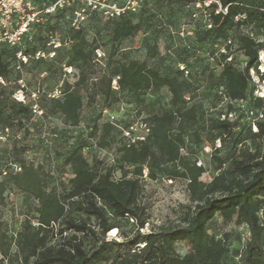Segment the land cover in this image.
I'll use <instances>...</instances> for the list:
<instances>
[{"label": "trees", "instance_id": "16d2710c", "mask_svg": "<svg viewBox=\"0 0 264 264\" xmlns=\"http://www.w3.org/2000/svg\"><path fill=\"white\" fill-rule=\"evenodd\" d=\"M71 1L79 0H67V3ZM186 1L195 5L197 0ZM221 1L224 7L228 6V13L216 15L212 11V28L206 27L201 39L221 41L226 48L227 54L220 53L222 70L218 81L212 85L217 101L214 108L225 106L213 113L206 110L202 102L195 101L194 95H189L191 85L180 76L184 71L190 74L186 66L178 74L170 75L146 62L133 60L99 77V92L109 100L123 92L143 95L146 88L166 87L172 94L170 108L148 119H142L136 111L134 119L125 124L118 117L111 121L113 114L104 108L103 114L109 113L107 133L116 129L122 143L120 165L107 169L90 165L82 153L88 145L83 143L66 159L74 178L72 190L64 195L43 186L38 168L23 164L20 173L13 178L20 190L37 198L38 225H33L27 215L17 234L16 253L12 252L11 245L0 242V264H12L13 256L22 264H264V122H259V131L254 132L245 120L246 110L264 106L263 100L255 98L249 76L250 68L258 64L264 43H256L245 32H239L236 40L230 36L231 31L243 24L253 25L258 34L264 35V2ZM113 8L115 11L109 17L115 22L113 41L134 36L140 25L130 18L133 11L124 4L114 3ZM239 15L247 19L236 22L235 17ZM230 40L232 43L228 44ZM234 43L239 45L246 59L242 69L237 68L233 56ZM5 48L12 49L11 55L6 54ZM97 49L86 52L85 40L74 44V53L66 66L72 68L79 62L89 64ZM19 52H22L20 47L0 44V78H9L11 63ZM230 56H233L231 62L228 61ZM82 65H78L82 70L81 82L85 80ZM67 69L49 96L52 112L77 126L81 121L83 100L68 83L64 85L68 79ZM114 80L117 86L113 85ZM220 91L228 98L227 103H223ZM140 102L144 104L145 99ZM241 103L247 106L242 108ZM0 107H6V103L0 101ZM229 112L236 113V120H221L222 115ZM140 122L150 131L144 141L132 142L136 133L131 128ZM126 132L132 137L126 136ZM202 133L207 136L205 139ZM194 137L205 143L204 149L211 148L209 156L215 168L210 183L200 181L206 169L198 166L199 159L191 163L181 157L182 150L193 144ZM105 140L100 143L102 148L109 145ZM217 140L221 142L220 148L216 146ZM224 151H228L225 156ZM169 164L178 167L170 180L181 177L188 181L194 205L188 207L181 224L142 232L148 223L145 208L140 203L144 177L155 180L164 176ZM118 170L122 173L116 179L114 174ZM4 191L5 183L0 181V196ZM216 215L225 222L236 219L238 225L247 226L250 238L243 249L233 253L226 238H216L209 233V224ZM122 220L133 221L137 227L135 233L125 235L122 240L109 239L107 234L111 230L120 231L118 222ZM178 242L190 246L186 255L178 253Z\"/></svg>", "mask_w": 264, "mask_h": 264}, {"label": "rangeland", "instance_id": "374dc122", "mask_svg": "<svg viewBox=\"0 0 264 264\" xmlns=\"http://www.w3.org/2000/svg\"><path fill=\"white\" fill-rule=\"evenodd\" d=\"M54 1L29 0L31 9L24 14H14L4 23L0 17V30L5 24L15 32L21 24L31 23L17 45L2 41L22 49L11 63L9 78H0V101L6 103V107H0V181L5 183L4 194L0 196V242L11 245L13 253H16L17 234L27 215L35 226L39 217L37 198L15 185L13 176L20 173L23 164L38 168L43 186L64 195L72 190L74 178L66 159L83 143L88 145L82 153L90 165L102 169L120 165L122 143L116 129L107 133L109 113L104 112V115V108L122 124L134 119L136 111L142 119H148L170 108L172 94L166 87L146 88L143 95L123 92L109 100L99 92V77L133 60L146 62L170 75L178 74L186 66L190 74L184 71L180 76L191 85L189 95H194L195 101L202 102L204 108L213 113L225 106L214 108L217 101L212 88L222 70L220 53L224 44L202 41L207 19L193 3L186 0H79L69 4L67 0ZM114 3L129 7L127 9L133 11L130 18L140 25L134 36L118 42L112 39L115 22L109 18L115 11ZM239 32H245L244 28L231 31L230 36L236 40ZM83 40L86 52L98 49L89 64L79 62L69 68L66 65L74 53L72 47ZM5 49L6 54L11 55L12 49ZM232 50L237 68L242 69L246 64L243 52L237 43ZM78 65L83 66L85 74L82 82V70ZM65 68H68V79L64 85L68 83L83 100L81 121L77 126L52 112L49 93L60 84ZM113 85L117 86L115 80ZM143 98L144 104L140 102ZM246 106L242 104L241 107ZM138 128L142 131L140 126ZM202 136L207 137L203 133ZM103 139L109 143L105 148L100 146ZM204 146V142L194 137L193 144L182 150L181 157L191 163L199 159L206 169L200 181L210 183L215 163ZM227 152L224 151L223 156ZM166 168V174L155 180L144 177L140 203L145 208L148 223L142 232L181 224L188 207L194 205L188 181L181 177L172 178V181L169 178L178 167L169 164ZM121 173L116 171L115 178H120ZM118 224L120 231L111 230L107 234L109 239L122 240L137 230L133 221L122 220ZM208 230L216 238H226L233 253L243 249L250 238L247 226L238 225L236 219L225 222L220 215L215 216ZM176 248L182 256L190 251L186 242H178ZM12 261V264H22L17 256H13Z\"/></svg>", "mask_w": 264, "mask_h": 264}, {"label": "built area", "instance_id": "2783aa9c", "mask_svg": "<svg viewBox=\"0 0 264 264\" xmlns=\"http://www.w3.org/2000/svg\"><path fill=\"white\" fill-rule=\"evenodd\" d=\"M263 1L264 0H260ZM195 7L203 12L206 17V26L210 29L212 28V21H211V14L212 11L216 14H223L226 15L228 13V6L224 7L221 0H197L195 3ZM27 9H31V4L29 0H1L0 1V17L2 16V22L4 23V20H9L14 14H24V12ZM25 18V15H23ZM247 18L245 15H239L235 17L236 22L245 21ZM30 25V21L27 23H23L20 26L17 27V30L15 32L11 29H8L6 25L4 24L2 29L0 30V44L2 41H8L12 46H15L18 44L19 41H21L22 35L28 30ZM242 28H244L245 34L249 36L251 39H253L256 43H264V35L258 34L253 28V25H247L243 24ZM232 41H228V44H231ZM221 52L224 54H227L226 48L223 47L221 49ZM233 59V56H230L228 58V61L231 62ZM182 70L185 68L182 67ZM68 70V69H67ZM186 74L188 72L186 71ZM249 76L250 80L254 86V96L257 99H261L264 101V49L259 52L258 56V64L251 67L249 70ZM116 83V82H115ZM220 94L223 98V103L228 102V98L223 93V91H220ZM57 96L60 95V92L56 93ZM111 121L116 120V116L112 115ZM237 115L235 112H229L222 115L221 120H229L234 121L236 120ZM245 120L251 125L254 132H258V123L264 122V106L260 109L253 110L249 109L245 111ZM142 129L139 132V127ZM136 135L134 137L131 136L130 133L126 132V136L132 137V142L138 141H144L147 134L149 133V128L146 124L140 122L135 127L131 128ZM216 146L218 148L221 147L220 140H217ZM207 153H211V148H206ZM198 166H202V162L198 161Z\"/></svg>", "mask_w": 264, "mask_h": 264}, {"label": "bare ground", "instance_id": "6f19581e", "mask_svg": "<svg viewBox=\"0 0 264 264\" xmlns=\"http://www.w3.org/2000/svg\"><path fill=\"white\" fill-rule=\"evenodd\" d=\"M115 233H116V231H115Z\"/></svg>", "mask_w": 264, "mask_h": 264}]
</instances>
